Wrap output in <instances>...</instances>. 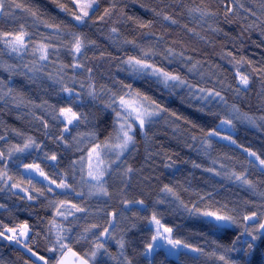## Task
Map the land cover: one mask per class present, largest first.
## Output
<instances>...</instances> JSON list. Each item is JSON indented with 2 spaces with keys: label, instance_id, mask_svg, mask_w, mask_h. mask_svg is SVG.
<instances>
[{
  "label": "trees",
  "instance_id": "trees-1",
  "mask_svg": "<svg viewBox=\"0 0 264 264\" xmlns=\"http://www.w3.org/2000/svg\"><path fill=\"white\" fill-rule=\"evenodd\" d=\"M241 2L244 9H251L256 15L253 16L251 12L237 7L233 13L225 16V4L230 5L231 0H224L223 3L221 0H115L111 16L100 21L98 17L112 6L113 0H98V5L90 14L91 20L87 26H83L78 25L69 12L59 7L64 4L67 9L75 11L69 0H6L5 11L8 15H0V31H16L23 24L32 34V40L39 41L44 36L52 35V30L46 28L45 23L61 24L73 31L84 32L87 38L95 43L85 50L86 56L79 57L85 69H92L90 74L85 69L74 70L70 66L62 68V65L73 63L71 54L64 48L48 61H39L36 56L28 53L21 58L15 53L9 54L6 50L0 55V65H4L0 67V81L4 82L0 84V88L4 91H7V88L13 89L10 96L0 100V135L5 137V140L0 141V147L23 143V138L16 132L34 137L42 145V149L25 153L21 159L26 156L25 163L33 160L40 163L57 182L60 173L68 172V182L74 184L77 191L83 187L87 192V187L79 183L80 166H75L73 179L70 163L86 155L94 141L84 135L77 145L71 141V137L77 136L78 133L95 131L98 139L103 141L112 131V115L98 103L97 97L103 101L107 100V89L119 92L122 81L151 97L163 111L146 127V136L137 131L136 144L122 158L126 163L120 165V171L130 166L134 170L130 178L123 179L119 173L106 177L110 193L108 197H76L70 192L65 195L61 189H56L55 193L45 192L41 196L29 188V192L35 197L29 200L26 198L29 192L19 189L9 191L4 188L0 191V204L5 205L0 208V220L9 226L27 221L33 226L30 235L35 239V243L30 240L29 245L41 255L49 256L51 254L45 249L50 245L44 237L48 234L49 222L55 216L49 201L60 199L81 204L88 209L87 213H76L67 220L56 217V220L65 227H72V246L83 254L91 248L92 237L90 235L89 241L75 243L76 234L94 223L102 227L107 226L106 222L110 218L107 214L115 211L118 214V227L114 232L116 239L124 238L126 255L133 259V264H148V260L138 257L137 253L142 252L144 245L150 240V226L145 220L132 217L130 213H125L126 218L119 215L123 208L122 200L143 199L148 211H141L142 206L130 205L132 211L140 212L142 217H146L155 209L162 214V223L174 229L173 235L176 238L204 247L206 251L214 250L212 240L225 245L231 244L235 236L239 235L240 228L232 227L226 232L213 235L209 233L203 217L189 216L182 209H178L174 198L166 196L161 189L166 184L174 187L180 198L189 206L192 203H197L200 208L227 204L230 209H236L237 213H264V200L253 196L239 182L228 180L223 175L226 172L240 173L247 170L249 178L256 182L257 190L264 191V174L249 167L246 163L249 157L243 150L250 149L264 158V126L254 127L246 122L234 121L235 129H228L223 134L232 135L236 145L213 137L212 147L207 150V155L202 147L205 133L215 128L221 119L231 118L232 105H236L241 114L254 116L257 118V124L264 125V121L259 119L264 116V72L260 71L264 69V13L260 10L261 0ZM16 4L21 7H16ZM196 7L210 9L217 15L201 21L189 13V9ZM26 9L36 11L39 19L32 17ZM165 15L171 16L177 23L172 24L165 20ZM140 23H150L151 26L141 28ZM113 27L118 29V35L111 33ZM113 39L117 43H113ZM125 39L135 40L145 49H153L157 55L152 62L168 71L178 72L197 88H215L220 91L227 103L220 100L204 102L194 99L187 88L167 89L153 77H133L121 61L127 55H138L139 49L123 44ZM50 42L57 43V40L53 37ZM102 43L106 45L108 52L102 50ZM2 47L3 45H0V48ZM167 48L174 49L176 53L183 52L184 55L176 56L169 62L164 58ZM233 56L238 60L243 58L244 63L234 65ZM189 57L191 59H188ZM8 65L13 66L11 70H7ZM193 65L195 68L190 72L189 68ZM237 68L240 73L249 76L250 83L246 90L241 89L237 83ZM90 75L96 88L95 99L88 95L87 78ZM81 84L84 87H81ZM62 85L74 88L79 96L69 98L66 93L60 91ZM68 99L74 101V110L82 114L79 126L64 134L65 139L71 142V147L58 140L64 125L53 121L44 108L36 107L44 101L62 107ZM40 117L48 121L47 130L38 119ZM241 145L243 147H240ZM77 148H82L83 151H77ZM45 152L55 153L58 160L52 162L44 159ZM213 160L216 161L215 164L212 163ZM9 167L13 173L17 171L12 163H9ZM208 168H214L222 175L217 176L215 172L206 171ZM23 176L25 179L29 177L25 173ZM36 181H40L37 187H44L43 181L35 178L33 182ZM22 186L28 187L27 184ZM201 197L204 199L201 200ZM158 199H164L165 203L156 204ZM248 201L251 203H246ZM35 233L40 235L35 236ZM106 247L114 256H118L120 249L115 240H110ZM231 256L234 260H247L249 264H264V237L256 241L255 250L250 256L244 257L239 251L231 253ZM161 259L162 256L157 257V264H160ZM32 260L34 259L21 245L0 238V264H25V261L31 264ZM96 264L117 262L101 253ZM166 264H190V261L169 257ZM200 264L221 262L211 257H201Z\"/></svg>",
  "mask_w": 264,
  "mask_h": 264
},
{
  "label": "snow or ice",
  "instance_id": "snow-or-ice-1",
  "mask_svg": "<svg viewBox=\"0 0 264 264\" xmlns=\"http://www.w3.org/2000/svg\"><path fill=\"white\" fill-rule=\"evenodd\" d=\"M73 4L75 11H71L66 8L64 4H60L61 10L69 12V15L78 25L87 26L91 20L90 12L94 10V6L98 5V0H69ZM223 3L224 0H221ZM6 0H0V15H8L5 11ZM16 7H21L20 4H16ZM244 9V4L241 0H231V4H225V16L233 13L236 9ZM115 8V0L110 8L104 10V14L98 17V20L103 21L106 17L111 16L113 9ZM251 12L253 16L256 15L251 9H244ZM260 10L264 13V0H261ZM29 14L39 19L37 12L31 9H26ZM190 14H194L199 20L205 21L207 18H212L217 15L216 12L203 7H196L189 9ZM165 20L170 21L172 24H176L177 21L171 16H164ZM96 21H92L95 23ZM150 23H140L139 27L148 28ZM45 27L52 30L51 36H44L39 41L32 40V34L29 33L23 24L19 26V29L11 32L0 31V55H3L6 50L9 54L15 53L18 57H23L26 53L36 56L39 61H48L51 56L58 55L61 48L67 49L73 58L71 65H62V68L71 67L75 69H85V65L80 62L79 57L86 56L85 50L95 41H91L87 38L86 34L82 31H73L66 25L45 23ZM184 27L187 28V25ZM112 34L118 35V29L113 27ZM189 31H192L189 29ZM56 38L57 43H51L50 41ZM67 37V39H65ZM112 39V37H109ZM113 43H117L113 39ZM125 45H132L134 48L139 49L138 55H127L121 62L126 65L130 75L133 77H156L157 83L162 84L167 89L175 88H188L194 99L208 100L209 98H219L220 101L227 103L225 97L220 91L215 88H197L196 85L190 84L187 79L182 77L178 72L168 71L164 67L152 62L157 53L149 48L145 49L142 45L137 44L135 40L123 41ZM31 45V48H29ZM167 55L164 57L166 60H171L176 56L183 57V52L176 53L174 49L167 48ZM228 55H232L228 53ZM188 59H191L190 57ZM234 65H240L244 63L243 58L236 59L233 56L232 60ZM35 63V61H34ZM4 67V65H0ZM13 66L8 65L7 70H11ZM195 65L189 68V71H193ZM31 70V69H30ZM89 74L92 69H85ZM264 72V69L260 70ZM235 75L238 77L237 83L241 86V89L246 90L250 80L247 74L240 73L237 68ZM58 83L60 81H57ZM75 82V81H73ZM0 81V84H3ZM121 90L119 92L107 89V100L104 101L106 109H110L112 113V131L105 137L103 141L98 139L95 131L87 134L78 133L77 136H72L71 141L77 145L80 144V138L87 135L92 138L94 143L88 148L86 155L81 156L78 160L71 161L70 168H72L71 176L74 179L76 173V165H79L80 181L82 186H86L88 191L85 192L83 187L80 191L74 184L69 183V173L62 172L59 174V182L57 179L49 175L48 172L41 167L40 163L33 160L30 163H25L21 159V156L25 153H31L32 151H39L42 149V145L32 136H26L24 133L16 132L17 135L23 138V143L20 144H8L6 148L0 147V191L4 188L19 189L23 192H29L31 188L38 195H44L45 192L55 193L56 189L64 190V194L69 192L76 197L104 196L110 195L107 188V180L110 174L119 173L123 179L130 178V174L134 171L130 166L125 167L123 171H120V165L126 163L122 160L130 149L136 144L137 130L144 132L146 125H150L154 118L160 115L163 109L155 102L151 97L145 95L137 89H134L131 84H124L122 81ZM81 87H84L81 84ZM88 95L93 99L96 98V88L91 82L87 85ZM240 89H238L239 91ZM61 92L66 93L69 98L73 96H79V93L75 92L74 88H70L66 85H62ZM13 92L12 88H7L4 91L0 88V100H4L5 96H10ZM197 93H199L197 95ZM15 100V97H13ZM74 101L68 99L65 106L57 107L55 104H48L44 101L43 104L36 105V107L44 108L45 112L51 117L53 121H58L64 125L60 131L58 140L65 145L71 147L72 144L69 140L65 139V133H70L73 128L79 126L82 122V114L79 111L74 110ZM47 105V107H45ZM19 106V105H17ZM50 109V111H49ZM203 111V109H201ZM174 115V114H173ZM231 118L225 117L221 119L219 124L205 133L204 140L202 141V147L204 148V154L207 155V150L212 147L213 137L219 138V140L228 141L232 145H236V140L233 139L230 134H223L228 129H235L234 121L239 120L241 123H248L254 127H261L264 125L257 124V118L250 116L246 113L241 114L240 109L236 105L230 107ZM40 119L44 128L47 130L49 123L47 120ZM261 121H264V116L259 117ZM15 131V130H14ZM47 135V132H45ZM195 139V137L193 138ZM5 140L3 135H0V141ZM240 147H243L242 145ZM244 152L247 153L249 159L246 163L253 169H258L264 174V158L255 151L244 148ZM77 151H83L82 148H77ZM254 158V159H253ZM44 159L55 162L58 160V156L55 153H44ZM9 163H12L17 171L13 173L9 167ZM216 163L215 160L212 161ZM171 167L172 165H166ZM200 167V165H194ZM224 167V165H221ZM206 171L215 172L217 176L222 175L221 172L216 171L214 168H208ZM27 172L30 175L27 179L24 178L23 173ZM228 180H234L239 182L242 187L247 188L253 196L260 197L264 200V191L257 190V184L255 181L249 178L247 170L237 173L232 171L231 173H223ZM39 176L43 178L45 182L44 187L39 188L37 184L40 181L33 182L35 177ZM11 182V183H10ZM27 184L25 188L22 185ZM54 186V187H53ZM166 196L174 198V202L178 209H182L189 216L203 217L206 221V226L209 233L213 235L226 232L232 227L240 228L239 235L231 241V244L225 245L219 243L217 240H212L211 243L215 245L214 250L206 251L204 247L188 243L182 239L176 238L173 235L174 229L166 226L162 223L161 213H158L155 209L151 211L150 216L142 217L140 212L132 211V207L142 206L141 211H148L145 206V201L140 200H122L123 208L119 215L121 218H126L125 213H130L132 217L143 219L150 226L151 236L150 240L144 245L142 252H138L137 256L148 260V264H157V257L162 256L160 264H166L170 256H176L177 258H184L190 261V264H200L201 257H211L221 262V264H249L247 260L239 261L234 260L231 256L233 252H242L244 257H248L255 250L256 241L264 237V213L252 211L250 213H237L236 209H230L227 204L214 207L207 205L205 208H200L197 203H192L191 206L185 203L176 192L175 188L170 185H164L161 189ZM210 195V194H209ZM29 200L35 197L32 193L26 197ZM204 197H201L203 200ZM164 199H158L156 204H164ZM246 203H251L250 201ZM49 206L54 209L55 216L49 222L48 234L44 237L50 246L46 247V252L51 255H41L38 251L34 250L29 241L35 243L33 235V226L29 225L27 221L22 223H16L12 226L5 224L0 220V238L13 242L17 245H21L27 250L31 257L35 258L31 261V264H36L37 261L40 264H96L97 257L101 253L107 255L109 259L117 262V264H133V259L126 255V241L123 237L116 239L114 232L118 227L117 224V212L113 211L107 215L110 217L107 220V226L102 227L100 224L94 223L88 227H85L82 232H78L74 238L75 243L81 241L90 240L91 248L87 251L81 252L74 250L72 246V227H65L63 224L58 223L56 217H62L67 220L69 216H75L76 213H87L88 209L81 206L78 203H71L68 200L53 199L49 201ZM5 205L0 204V208H4ZM251 222V223H249ZM135 227V225H132ZM111 230V231H110ZM35 236L40 235L35 233ZM247 237L248 239H241ZM110 240H115L120 252L118 256H114L108 251L106 247ZM238 245L240 247H238ZM135 251V250H134ZM196 255H191V254ZM25 264H29L25 261Z\"/></svg>",
  "mask_w": 264,
  "mask_h": 264
},
{
  "label": "rangeland",
  "instance_id": "rangeland-1",
  "mask_svg": "<svg viewBox=\"0 0 264 264\" xmlns=\"http://www.w3.org/2000/svg\"><path fill=\"white\" fill-rule=\"evenodd\" d=\"M94 9H95V6H94ZM92 12H90V14H91ZM101 47H102V50L104 51V52H108V49H107V47H106V45H104L103 43L101 44ZM153 78H155V79H157L156 77H153ZM88 82H91V83H93L92 82V76L90 75V76H88ZM182 89H184V88H182ZM187 90H189L188 88H187ZM199 93H197V95H198ZM212 100H219V98L217 97L216 99H212V98H209L208 100H203L204 102H206V101H212ZM97 101H98V103H100L104 108H105V106H104V101L103 100H101L100 98H98L97 97ZM202 101V100H201ZM106 109V108H105ZM107 110V112L110 114V115H112V113H111V110L110 109H106ZM156 118V117H155ZM154 118V119H155ZM148 125H146V127H147ZM146 127H145V129H146ZM145 129H144V131H145ZM137 131H139V130H137ZM140 132V131H139ZM141 134H143V132H140ZM214 138H216V137H214ZM216 139H218L219 140V138H216ZM220 141H222V142H226V143H229L228 141H223V140H220ZM128 154V153H127ZM126 154V155H127ZM125 155V156H126ZM254 159V158H253ZM26 175H28V176H30V175H33V174H30V173H27V172H24ZM36 179H39V180H41V181H43V178L42 177H39V176H36L35 177ZM44 182V181H43ZM45 183V182H44ZM54 187V186H53ZM20 246V245H19ZM171 258H173V259H176L177 257L176 256H170ZM33 258V257H32ZM33 259H35V258H33ZM38 263H40L39 261H37Z\"/></svg>",
  "mask_w": 264,
  "mask_h": 264
}]
</instances>
